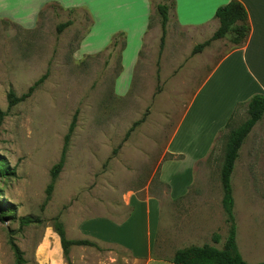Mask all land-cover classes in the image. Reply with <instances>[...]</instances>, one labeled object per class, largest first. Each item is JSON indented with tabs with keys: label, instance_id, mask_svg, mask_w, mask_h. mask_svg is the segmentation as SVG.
Returning <instances> with one entry per match:
<instances>
[{
	"label": "rangeland",
	"instance_id": "374dc122",
	"mask_svg": "<svg viewBox=\"0 0 264 264\" xmlns=\"http://www.w3.org/2000/svg\"><path fill=\"white\" fill-rule=\"evenodd\" d=\"M6 5L17 6L8 0L0 3V264H17L14 247L21 251L24 264H67L54 231L57 221L70 240L83 238L77 231L81 221V231L92 230L102 238H112L111 230L95 218L126 223L114 238L134 254L144 253L150 243L153 258L173 256L193 244H209L192 239L191 226L212 222L207 213L198 214L193 207L186 236L171 229L168 239V189L160 181V168L170 158L168 142L201 82L233 49L229 38L211 41L194 52L211 39L214 25L178 27L171 18L161 48V18L153 7L137 60L124 70L121 45L112 53L107 50L111 43L102 48L100 41L88 46L90 52L83 48L96 21L87 8L66 9L49 0L22 16L9 14ZM67 21L72 25L58 32L57 27ZM44 75L29 98L9 107L11 92L20 98ZM212 83L196 100L177 137L190 159L214 146L209 158L198 165V173L205 172L207 179L193 188V192H210L211 199L188 198L200 209L214 205L223 194L220 171L231 129L220 124L236 89L230 79ZM215 108L219 117L214 116ZM75 115L64 168L48 197L50 172L61 158ZM247 117V108H239L231 128ZM190 159L180 164L182 169H173L174 175L187 173ZM248 175H264V118L240 149L232 175L237 198ZM148 197L157 198L162 206L159 223L157 203L150 204L151 236L147 206L140 201ZM214 212L217 220L206 227L209 235L217 223L227 236L225 214ZM258 231L252 240L262 242L264 236ZM69 257L73 264L145 263L120 247L100 244L73 246Z\"/></svg>",
	"mask_w": 264,
	"mask_h": 264
},
{
	"label": "crops",
	"instance_id": "0c3cea01",
	"mask_svg": "<svg viewBox=\"0 0 264 264\" xmlns=\"http://www.w3.org/2000/svg\"><path fill=\"white\" fill-rule=\"evenodd\" d=\"M3 1L7 0H0V3ZM8 1L17 5L4 6L8 9L9 14L26 16L28 12L34 7H37L39 4L49 0ZM57 1L66 9L85 7L96 18L93 28L88 32L86 40L83 43V48L85 50H87L89 45H95L99 41L100 42L98 46L105 48L109 45V43H111L114 35L118 33H124L126 39V46L123 50L124 52L122 56L124 70L126 69V66L129 65L128 67L130 68V66L136 62L138 53L143 46V38L148 31L152 10L154 7L152 2L153 0ZM230 1L231 0H175L176 6L174 11H172L169 15V21L172 18L176 21L178 27H200L205 24H211L214 25L213 31L215 32L219 27V23L215 19V12L220 6L226 5ZM237 1L242 3L248 12L249 23L251 26L249 38L242 47L232 49L230 52H228V54L223 56L205 76L198 90L195 92L190 105L186 109L179 128L175 130L168 142L167 151L169 155H172V158L164 160L161 164L160 181L168 189V239H170L171 236V229H173L174 233H177L178 236H186L187 229L185 230V228L188 224L186 221L189 213L193 211L191 210L192 207L195 208V210L197 209L198 214L207 213L209 215V219L212 222L217 220L214 215L216 214V212H214L215 210H218L219 213L222 212L221 214H225L224 209H222L223 194L218 202L215 200L216 205L214 202V205H207V207L204 209H200V207L196 205V202L188 199L190 197L205 198L207 200L211 199L210 192H206L203 189L193 192V188L197 182L202 183V181H206V173H198V165L209 158L211 150L214 146L211 145L207 152H205L202 156H197L190 159L188 152L185 151L186 145L180 147V141H177L181 125H183L187 120L196 100L206 89L214 84L212 83L213 81L217 84L222 80L227 81L230 79L231 83L236 87V89H233V97L228 103V110L225 116L222 118V122L220 124L221 127L224 128L231 119L234 109L238 108V104L248 101L256 94L264 95V0ZM17 7H19V9H15ZM87 51L90 52L89 50ZM126 62H128L127 65ZM234 98L235 100H233ZM208 107L209 106L206 105L204 109L206 110ZM213 113L215 117H219L218 109L215 108ZM192 117L193 123H195L196 117L194 114ZM235 118L236 115L233 117V121ZM188 159L191 160V163L184 169L187 172L184 173L186 175L183 173L181 175H174L175 173L172 172L173 169H182V165L180 164L187 161ZM246 178L247 179L244 180L246 184L238 190L239 198L236 197L233 189L237 247L241 256L247 263H264V241L255 242L252 240L256 230H259L258 233L264 236V175H248ZM218 195L217 197L219 198L220 195ZM132 201L133 199L131 198L130 206L132 205ZM140 201L145 203L147 206L145 211L146 224L148 235L151 236L150 204L153 201L157 203L156 210L158 211L159 218H157V220L159 223L162 214V206L160 201L154 197L140 199ZM221 214H218V216L221 217ZM95 219L105 221L102 226H107L110 228V235L112 238H102L91 232L92 230L81 231V228L84 224H81V221L78 225L77 231H80L83 238H78V240H89L98 245H112L120 247L128 251L134 260L138 262L145 261L144 264H172V259L175 254L170 257L161 256L158 258H153V249L151 248L150 243L144 253L134 254V252H132V248L126 246V244L120 242L117 238H114L115 236H119V233L122 234L126 223H114L110 220H107V218ZM224 220L226 221V215ZM91 221H88L87 223L90 224ZM212 222H207L208 224H201L200 222L198 225L190 227V233L193 240L201 241L203 239L202 241H207V243H209L203 245L193 244L192 246L201 247L204 245H212L218 249L223 247L228 234L227 236H223L220 232L222 225L220 224L221 228L218 229L216 223V226L209 235V231H207L206 227L209 225V223L215 224ZM215 232H218L220 235V241L217 244L212 242V237ZM240 238H242L241 242ZM177 251L178 250H176L175 253Z\"/></svg>",
	"mask_w": 264,
	"mask_h": 264
},
{
	"label": "trees",
	"instance_id": "16d2710c",
	"mask_svg": "<svg viewBox=\"0 0 264 264\" xmlns=\"http://www.w3.org/2000/svg\"><path fill=\"white\" fill-rule=\"evenodd\" d=\"M154 7L161 18V48L165 44L167 35V26L169 23V15L174 11L176 2L175 0H153ZM215 19L219 23V27L214 32L210 40L198 45L194 52H200L203 48L208 46L211 41L222 40L229 38V41L233 45V49L242 47L248 40L251 26L249 23V16L246 8L242 3L237 0H231L228 4L220 6L215 12ZM72 25V21H67L60 24L57 27L58 32H62L65 28ZM151 26V19L149 27ZM126 39L124 33H118L112 38L110 46L107 50H111V53L121 45L123 51L126 46ZM110 53V54H111ZM46 75L36 81L28 90V92L22 95L20 98H16L15 94L11 92L8 96L9 107H12L17 102H22L29 98L36 88L44 82ZM238 108L233 112L231 119L226 124V129H231L227 135V141L224 149V159L220 171V179L223 190L222 206L226 215V224L228 225V236L221 249H218L212 245H204L201 247L190 246L178 250L173 259L172 264H249L241 256L236 242V222L234 217V196L232 187V175L234 172L235 164L239 158L240 149L250 135L254 127L264 118V95L256 94L252 96L248 101L238 104ZM246 106L247 119L238 127L231 128L233 124V117L237 114L239 108ZM0 115L2 112L0 111ZM77 121V115L74 116L70 125L68 134L65 137L64 148L62 155L58 163H56L51 169V182L48 185L47 194L51 196L54 184L64 168L66 151L70 138L74 132ZM172 158V155H169ZM54 231L60 238V244L63 251V256L67 264H73L70 260V249L73 246H91L95 247V243L89 240H70L67 238L65 228L61 222L54 224ZM212 241L217 244L220 241V235L214 234ZM17 264H24L25 261L22 258L21 251L14 247ZM264 264V263H258Z\"/></svg>",
	"mask_w": 264,
	"mask_h": 264
}]
</instances>
